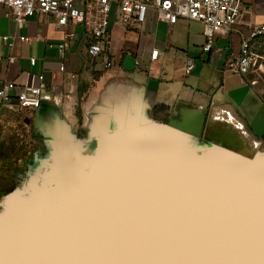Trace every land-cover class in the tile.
Instances as JSON below:
<instances>
[{"label": "water", "instance_id": "95a60500", "mask_svg": "<svg viewBox=\"0 0 264 264\" xmlns=\"http://www.w3.org/2000/svg\"><path fill=\"white\" fill-rule=\"evenodd\" d=\"M178 139L122 133L22 184L0 201V264H264V164Z\"/></svg>", "mask_w": 264, "mask_h": 264}, {"label": "crops", "instance_id": "0c3cea01", "mask_svg": "<svg viewBox=\"0 0 264 264\" xmlns=\"http://www.w3.org/2000/svg\"><path fill=\"white\" fill-rule=\"evenodd\" d=\"M256 24H264V0H243L236 29L217 34L207 52L198 21L168 23L149 8L141 23L124 27L112 12L108 44L91 57L82 26L71 27L76 37L60 49L65 30L54 16H31L17 26L0 5V86L14 83L0 105V147L13 151L2 143V134L14 137L19 124L46 142L58 136L62 143L78 131L80 148L100 147L103 138L122 133L161 132L177 136L179 143L198 139V150L224 147L240 159L264 164V93L248 78L252 67L243 77L224 64L237 53L241 35ZM9 56L15 62L9 63ZM188 59L193 66L186 72ZM28 73L43 76L35 79L42 86L36 109H20L14 97Z\"/></svg>", "mask_w": 264, "mask_h": 264}, {"label": "built area", "instance_id": "2783aa9c", "mask_svg": "<svg viewBox=\"0 0 264 264\" xmlns=\"http://www.w3.org/2000/svg\"><path fill=\"white\" fill-rule=\"evenodd\" d=\"M243 0H0V5L6 8L8 14L22 26L24 20L35 15L54 16L55 22L65 32L63 41L59 44L64 49L66 41L75 39L76 33L71 27H83L88 36L86 51L91 57L101 54L108 44L109 17L115 13L116 20L124 27H132L144 20L145 12L153 8L168 23L177 19L198 21L203 26L204 43L202 49L209 51L217 34H228L236 29L237 20ZM264 35V24L251 25L245 35H241L238 51L231 54L225 61V67L246 77L253 65V41ZM6 40L7 36H2ZM27 41V37L20 36ZM8 62H15L13 56ZM31 65L35 59L29 58ZM108 60L105 67H109ZM193 66L191 59L187 60L186 72ZM35 79L42 81V75L28 73L20 90L14 94L16 104L20 109H36L41 103L42 86L35 84ZM14 88L12 81L0 86V105L10 98Z\"/></svg>", "mask_w": 264, "mask_h": 264}, {"label": "rangeland", "instance_id": "374dc122", "mask_svg": "<svg viewBox=\"0 0 264 264\" xmlns=\"http://www.w3.org/2000/svg\"><path fill=\"white\" fill-rule=\"evenodd\" d=\"M253 53L254 63L248 78L255 88L264 93V36L254 43ZM16 131L17 134L14 137L6 134V131L2 134V143L11 144L14 149L11 152H7L6 144H3L5 148L0 147V201L15 191L18 186L22 188V184L32 181L40 182L38 178L53 167L54 170L58 168L60 160L65 156L79 153L82 161L86 157H88V160H92L108 141L107 138H103V141L100 142V150V147L93 146L80 148L75 145L79 137L78 131L75 137L64 138L66 141L62 143L58 136H53L51 141L46 142L44 137L38 135L39 133L35 136L32 135V130L23 124H19V128ZM181 141L180 145L184 150L197 158L203 155L217 158L227 154L233 157L238 155L226 150L224 147L217 151L211 150V148L198 150L196 148L198 139L185 138L181 139ZM241 160L244 159L241 158ZM252 165H255V163ZM30 172H32L31 175L24 181V177H27ZM21 182L23 183L18 185Z\"/></svg>", "mask_w": 264, "mask_h": 264}, {"label": "flooded vegetation", "instance_id": "af4514ba", "mask_svg": "<svg viewBox=\"0 0 264 264\" xmlns=\"http://www.w3.org/2000/svg\"><path fill=\"white\" fill-rule=\"evenodd\" d=\"M85 157H86V155H85ZM86 158H88V157H86ZM31 173H32V172L28 173V175L26 174L27 177H24V178H25L24 181H25V180L31 175ZM24 181H23V182H24ZM23 182L19 183L18 185H21ZM18 188H19V186H18ZM16 189H17V188H16Z\"/></svg>", "mask_w": 264, "mask_h": 264}]
</instances>
